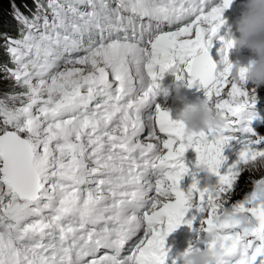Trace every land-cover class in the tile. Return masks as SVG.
I'll return each instance as SVG.
<instances>
[{
    "label": "rangeland",
    "instance_id": "1",
    "mask_svg": "<svg viewBox=\"0 0 264 264\" xmlns=\"http://www.w3.org/2000/svg\"><path fill=\"white\" fill-rule=\"evenodd\" d=\"M4 1L7 0H1V3ZM92 2V0H86V3L83 5H73L71 0H52L47 6V10H45V14H49L50 11H53L54 18L49 21L43 30L33 32V41L27 45L29 54H26L27 50H25L26 52L24 51L23 53V55H25L24 58L22 55L13 59V64H15L16 67L23 64V73L26 70H30L29 74L18 81L14 90L24 91L27 94H34L39 99V103L36 106L37 113L45 111L41 104L46 98L52 102H55L56 99L57 101L61 100L64 102V105L76 102L77 98H81L80 96L86 93L85 81H89L92 78L103 77L107 73L104 72L108 70L113 63H121L119 59L115 57L114 52L109 55L110 57L106 54V52L109 53L108 47L105 49H101L103 47H100L97 50H93L91 53L88 52L89 49L93 47V45H91L92 39H99V41L103 40L107 42V39H105L106 25L102 20L97 18L96 14H98V11L93 7ZM260 2L264 3V0H256L254 6H258ZM10 6L14 9L13 2H11ZM70 6L73 7L69 8ZM33 8L31 4L29 11H32ZM240 13H236V15L239 16ZM64 22H67V25H76L80 23L86 31L94 28L92 35L88 34L87 36L75 37L80 47L89 46V49L82 53L84 56L72 62L71 59L78 53H69V46L61 43L71 40V38L76 35V28L62 30V35L60 34L57 38L54 36L50 37L49 46L54 47L61 44L57 48H48L47 46L49 35H57V32L65 25ZM257 39L259 43L257 45H255V41H252L248 46L241 45L237 50L235 49L232 54L231 62L235 60L236 62L246 64L242 69L243 74L237 73L234 70H228L226 76L221 78V81L225 82L213 88L208 100L210 103L248 105L251 101L259 103L264 100V33L257 32ZM31 44L33 45L31 46ZM61 46H68V48L62 49L61 51ZM43 52L45 53L44 56H40ZM101 54L105 57L103 58ZM196 63L197 68L202 66L200 61ZM11 70L14 71L13 68ZM6 77L16 81L10 71H6ZM8 83V81L4 83L1 82L0 90L6 91ZM69 86L70 88H67ZM27 122L28 121H26V123ZM14 128L15 126L10 127L0 124V133ZM31 129L33 134L27 132L28 134H24L20 138L28 141L30 144L34 143L35 140L40 142V140H44L48 137L57 138L58 142L52 145L53 155L50 165L53 169L60 167L62 170L67 171L68 166L66 163L69 158L74 155V149H77L80 139L77 130L72 125V121L67 117L61 120L58 119V117L50 118L40 123L31 119ZM243 135L246 143V148L244 150H236L235 139L238 136L236 135L233 141L219 147V152L215 154V158L220 165L226 167V170L223 169V171L230 176L231 181L234 183L233 175L238 181L235 183V188H231V185L227 184V176L225 180L220 181L219 185L226 188L224 201L228 203L225 204L223 202V204H221V201H216L214 204L212 203V213L214 215L224 214V212H230L231 215H234L236 212H243L247 207V196L250 195L254 185L264 176V159L249 157V152L254 143L253 134L247 130ZM67 147H70V150H66L65 148ZM54 175L58 177V174L55 172ZM58 183L61 185L60 190H65L66 187L69 186V183L63 184L61 181ZM82 183H85V181L76 178L72 183V188L77 189ZM0 184L3 187L5 186L1 175ZM6 196L13 201L14 197L9 192H6ZM71 198H74V194H72ZM86 202L85 200L82 204ZM228 204L230 208L229 206L226 207ZM62 205L66 206L65 200H62ZM188 207L190 209L194 208L193 205H189ZM9 210L12 212L16 211L13 204L9 206ZM192 221L194 220H190L184 216L171 228L172 231L180 232L178 239L172 242L173 248H184L186 243L193 240L197 241L202 238L204 235L203 229L199 224H194ZM247 221L250 223L248 224ZM252 222V217L248 216L246 212L243 213L242 218L238 217V219L234 220L236 224L240 223L241 225H245L249 235L256 233L255 224L254 222L252 224ZM206 223H215L219 225V227L212 226L210 229H206L205 233L208 234V237L202 244L205 247L214 246L216 240L217 245H228L219 246L217 248L218 256L222 261H225L227 264H255L257 262V257L255 256L260 253L257 245H259V248L260 246H264V234L261 237L263 240H260L262 243L258 242L251 245V255L255 257L252 258L245 249H241L242 246H240L238 250H233L231 246V249L228 251L230 240L225 235L215 240L212 238V231L230 226V218L218 219L212 217ZM5 224L6 219L0 215V225H2L0 226V264H31L22 262L18 259H20L21 256L30 257L35 251L37 242L28 241L26 238H17L15 232L10 230V224H13V221H8L7 224ZM81 224L94 226L96 222L82 220ZM208 225L209 224H206L205 226L207 227ZM237 234H244V228H239ZM236 239L237 236H234L233 240ZM47 241H49V239L43 240L41 244ZM24 242H27L24 245L25 247H23ZM248 242L250 243L249 239ZM249 243L248 246H250ZM26 247L28 250H26ZM203 253L206 256L208 255V252L205 250ZM232 253L238 254V256H233ZM80 255L81 251H76L75 260ZM259 256L260 255H258V258ZM43 259L32 264H53L49 257Z\"/></svg>",
    "mask_w": 264,
    "mask_h": 264
},
{
    "label": "trees",
    "instance_id": "2",
    "mask_svg": "<svg viewBox=\"0 0 264 264\" xmlns=\"http://www.w3.org/2000/svg\"><path fill=\"white\" fill-rule=\"evenodd\" d=\"M11 2H13L14 9L10 6ZM31 4L29 0H7L3 3L0 0V83L9 82L6 91L0 90V96H3L9 104L19 101L15 106L20 103L21 96L14 90L17 82L8 79L6 71L10 68L9 55L13 54L18 58L24 53L23 42L26 40L18 33L21 28V21L27 18V12L30 10ZM19 15H21L20 18H18ZM3 40L7 41L4 47ZM253 133L258 140V146L254 147L253 156L264 159V117L259 125L253 128ZM28 186L33 187L31 183L26 185V187Z\"/></svg>",
    "mask_w": 264,
    "mask_h": 264
},
{
    "label": "water",
    "instance_id": "3",
    "mask_svg": "<svg viewBox=\"0 0 264 264\" xmlns=\"http://www.w3.org/2000/svg\"><path fill=\"white\" fill-rule=\"evenodd\" d=\"M210 60V61H209ZM213 57H209L207 60V63L209 64V72L212 73L213 69ZM254 105V103L249 104V106ZM7 136H10V139H5ZM20 141V142H19ZM17 142V145L14 144ZM5 153L3 152V150ZM0 154L3 158V165L1 167V171L3 174L6 175L8 181L10 184L16 183L17 187H21V189L25 190L26 185H29L30 183L33 185V187H27L29 189L30 194H24V196L28 199H35L37 197V192L39 190L38 187V180L35 177L33 170L30 166L31 158H32V151L27 146V144L18 136L12 134V133H6L2 136H0ZM9 154L14 155V159L10 163V169L9 167L6 168L5 164ZM20 165L26 166L23 172V176L19 175V169ZM19 167V168H18ZM9 169V170H8ZM21 177V178H20ZM23 180V181H22ZM33 182V183H32ZM264 182V177L258 181L253 189L251 190V193L249 195L250 200V206H251V213L258 225L257 230L260 231L263 229L264 226V202L260 199H264V184L258 189L257 193L254 195V192L256 191L257 187ZM25 185V186H23ZM254 209L259 212L260 215H256V212L254 213Z\"/></svg>",
    "mask_w": 264,
    "mask_h": 264
},
{
    "label": "bare ground",
    "instance_id": "4",
    "mask_svg": "<svg viewBox=\"0 0 264 264\" xmlns=\"http://www.w3.org/2000/svg\"><path fill=\"white\" fill-rule=\"evenodd\" d=\"M262 36V35H261ZM252 46V45H251ZM253 47V46H252ZM243 48V47H242ZM107 50V49H106ZM109 53H107L106 52V54L109 56L111 53H113L115 50L113 49V48H109ZM116 52V51H115ZM100 57V56H99ZM110 57V56H109ZM115 58V57H114ZM100 59H101V57H100ZM113 59V58H112ZM200 62H202V64L203 63H206L207 61L205 60V61H200ZM124 130V126L123 125H120V124H118L117 122H114V121H111L110 123H109V130L107 131V134H108V136H109V139H110V143L111 144H117V143H119L120 141H121V133H122V131ZM127 130V129H126ZM128 132V131H127ZM11 137L10 136H7L5 139H10ZM20 142V141H19ZM15 146L17 145V142L14 144ZM3 150V149H2ZM3 152L5 153V151L3 150ZM121 158H124V157H126V153L125 152H123V154H122V156H120ZM6 158H7V160L8 161H6V164H5V167L6 168H8L9 167V169H10V163H9V160H10V162L14 159V155L13 154H9L8 155V157H7V155H6ZM26 166H24V168H23V166H21L20 165V169H19V175L20 176H23V172H24V169H27V168H25ZM19 168V167H18ZM8 169V170H9ZM264 177V176H263ZM262 177V178H263ZM21 178V177H20ZM261 178V179H262ZM23 181V180H22ZM264 184V182L263 183H261L258 187H257V189H256V191L254 192V195L257 193V191H258V189H260V187L262 186ZM23 186H25V185H23ZM16 188H17V186H16ZM18 190L20 191V193H22V194H30L29 193V189H27V187H26V189L25 190H23V189H21L20 187L18 188ZM264 197V196H263ZM261 201H263L264 202V199L263 198H261L260 199ZM256 212V215H260L259 214V212H257L255 209H254V213ZM259 242H261V241H259ZM27 243V242H26ZM25 242H24V244H23V247H25L24 245L26 244ZM262 243V242H261ZM30 245V244H29ZM29 247H31V246H29ZM27 248V247H26ZM33 248V247H32ZM26 250H28V248L26 249ZM30 251V250H29ZM31 252V251H30ZM2 254V253H1ZM25 255V254H24ZM28 255V254H27ZM32 255V254H31ZM26 257V256H25ZM41 260V259H40ZM39 260V261H40ZM44 260V259H43ZM47 260V259H46ZM44 262V261H43ZM32 264V263H31Z\"/></svg>",
    "mask_w": 264,
    "mask_h": 264
}]
</instances>
